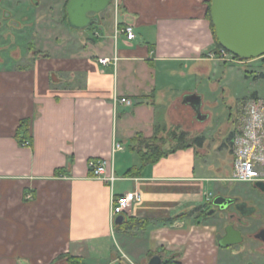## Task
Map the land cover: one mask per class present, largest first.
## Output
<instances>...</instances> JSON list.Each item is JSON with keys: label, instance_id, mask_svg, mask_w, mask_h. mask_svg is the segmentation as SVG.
Here are the masks:
<instances>
[{"label": "crops", "instance_id": "obj_1", "mask_svg": "<svg viewBox=\"0 0 264 264\" xmlns=\"http://www.w3.org/2000/svg\"><path fill=\"white\" fill-rule=\"evenodd\" d=\"M68 3L0 0V264H72L70 257L75 264H146L157 254L178 264H245L228 259L248 242L246 223L232 222L242 243L221 245L229 221L225 212L208 213L206 196L239 198L253 213L256 206L211 188L231 176L233 159L212 175L215 162H198L207 154L194 143L208 139L213 68L228 64L219 58L209 0H113L86 29L70 26ZM128 25L133 39L120 31ZM192 94L201 98L203 120L186 99ZM182 131L188 146L156 163L143 164L130 148L137 134H156L168 151L177 145L173 132ZM100 157L119 178L113 185L89 169ZM133 191L141 201L116 223L114 199ZM130 219L149 224L127 228ZM257 225L255 234L264 229ZM252 239V263L264 264V241Z\"/></svg>", "mask_w": 264, "mask_h": 264}, {"label": "rangeland", "instance_id": "obj_2", "mask_svg": "<svg viewBox=\"0 0 264 264\" xmlns=\"http://www.w3.org/2000/svg\"><path fill=\"white\" fill-rule=\"evenodd\" d=\"M6 7L5 11L9 17L11 13L9 8ZM212 53L215 52L213 51ZM227 63L214 66L211 73L212 82L210 83V88L209 90H205L207 92L204 109L210 113V120L205 122L207 124L206 135L208 139L206 141L203 140V145L199 147L200 152L207 155L206 157L202 156L199 158L198 162L201 159H203L202 162H204V159L215 162V169L209 171L212 175L226 172L227 168H224L220 172L217 170L220 168V165H229L234 157L228 146L230 144L229 139H231L232 132L235 131L241 121L245 103L251 96L257 93L264 98V78L261 77V74L264 72V56L253 60H241L234 63L228 61ZM164 141L163 139L160 142ZM210 186L215 192L220 191L221 193L231 195L238 193V197L256 206V211L250 217L243 219L246 226H242V228L248 242L238 245L234 249V256L230 255L228 259V262L233 261L238 263V261H241L245 262V264L252 263L255 251L253 244L255 243L252 245L248 243L250 240H253L252 237L254 238V231H256L258 226L257 223L262 224L264 222V192L254 189L250 183L246 182L226 181L220 182L217 186L214 182H211ZM229 211L236 214L237 218L241 217V214L234 207L230 208ZM222 220L224 223L229 221L227 214L223 215Z\"/></svg>", "mask_w": 264, "mask_h": 264}, {"label": "water", "instance_id": "obj_3", "mask_svg": "<svg viewBox=\"0 0 264 264\" xmlns=\"http://www.w3.org/2000/svg\"><path fill=\"white\" fill-rule=\"evenodd\" d=\"M113 0H69L67 6L68 22L77 29H86L100 20L101 13L107 10ZM211 19L215 33L221 46L240 58L242 61L253 60L264 56V0H211ZM194 106L200 119L207 116L201 114V98L196 94L186 98ZM256 185L264 191V182ZM213 208L209 214L226 212L234 207L242 216H249L253 209L239 198L222 194L212 199ZM125 217L119 214L116 223L123 222ZM225 233L219 235L221 245L229 247L244 241L241 230L233 223H228ZM256 237L264 241V229ZM167 260L154 255L146 264H165ZM252 264V263H250Z\"/></svg>", "mask_w": 264, "mask_h": 264}, {"label": "built area", "instance_id": "obj_4", "mask_svg": "<svg viewBox=\"0 0 264 264\" xmlns=\"http://www.w3.org/2000/svg\"><path fill=\"white\" fill-rule=\"evenodd\" d=\"M127 35L128 39L135 38V32L131 25L120 30ZM214 55V53H212ZM219 58L230 62H239L235 55L224 48L219 51ZM118 58L115 57V61ZM110 58L100 59L103 64H108ZM120 102L132 105L130 98L122 97ZM23 145H30L29 140H25ZM233 153V172L226 178L230 182H264V98L253 96L248 99L243 109V115L236 131L232 134L229 144ZM117 150L123 149L122 145L116 146ZM88 166L94 177L114 184L119 178L116 176L108 158H92L88 161ZM212 193L207 194L206 202H211ZM141 201V193H132L114 199L111 215L123 214L134 202Z\"/></svg>", "mask_w": 264, "mask_h": 264}, {"label": "trees", "instance_id": "obj_5", "mask_svg": "<svg viewBox=\"0 0 264 264\" xmlns=\"http://www.w3.org/2000/svg\"><path fill=\"white\" fill-rule=\"evenodd\" d=\"M208 16L209 19L211 21V27H212V32L214 35V39L217 43V46L219 49L223 48L221 46V44L219 43L216 33H215V27L212 23V19H211V0H209V5H208ZM238 60H241L240 58H238L237 56H235ZM261 77L264 78V72L261 74ZM23 128L25 130V132L29 131V121L28 120H23ZM174 135H176V138L178 139L177 141V145L171 147L168 151L164 148V146L162 145V143L160 141L163 140L162 137L158 136V135H154L150 138H146L143 137L141 134H137L135 137L132 138L131 140V144H130V148L131 150H137L138 153H140L142 159H143V164L146 163H156L158 162L162 157L167 156L169 153L171 152H175L178 149L181 148H185L188 146V144H186L185 138L187 133L186 132H173ZM20 138V137H19ZM230 140V139H229ZM20 141L23 143L25 140H23V138H20ZM197 142L199 145H203V140L200 137H196L194 139V143ZM149 224L148 220H127L125 221V223L123 224L125 227L127 228H132L135 226H142V227H146ZM168 261L165 264H178L177 262H175L173 257H169V258H164V260ZM69 260L72 262V264H75V262H77L76 258L70 257Z\"/></svg>", "mask_w": 264, "mask_h": 264}, {"label": "flooded vegetation", "instance_id": "obj_6", "mask_svg": "<svg viewBox=\"0 0 264 264\" xmlns=\"http://www.w3.org/2000/svg\"><path fill=\"white\" fill-rule=\"evenodd\" d=\"M231 208H233V207H231ZM225 214H227V216H228V220H229V222L228 223H232L233 221H237L238 220V222H242L243 221V219H241V217H236L235 215L236 214H234L233 212H230L229 210H227L226 212H225ZM255 236H256V234H254Z\"/></svg>", "mask_w": 264, "mask_h": 264}]
</instances>
